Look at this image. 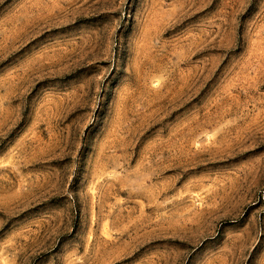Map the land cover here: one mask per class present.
<instances>
[{"label": "rangeland", "instance_id": "374dc122", "mask_svg": "<svg viewBox=\"0 0 264 264\" xmlns=\"http://www.w3.org/2000/svg\"><path fill=\"white\" fill-rule=\"evenodd\" d=\"M0 264H264V0H0Z\"/></svg>", "mask_w": 264, "mask_h": 264}]
</instances>
